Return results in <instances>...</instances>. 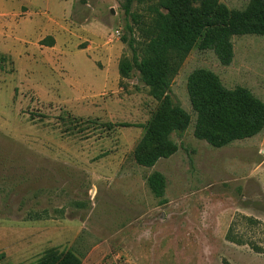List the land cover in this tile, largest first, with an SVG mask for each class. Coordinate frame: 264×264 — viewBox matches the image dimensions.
<instances>
[{"label": "rangeland", "instance_id": "obj_1", "mask_svg": "<svg viewBox=\"0 0 264 264\" xmlns=\"http://www.w3.org/2000/svg\"><path fill=\"white\" fill-rule=\"evenodd\" d=\"M160 2L132 3L138 42ZM124 3L0 0V264H37L53 247L81 264H264V130L213 146L195 135L188 91L205 69L264 102V35L229 37L228 65L192 49L166 92L190 123L172 132L174 154L145 167L135 149L162 100L138 70L120 74L132 58Z\"/></svg>", "mask_w": 264, "mask_h": 264}, {"label": "trees", "instance_id": "obj_2", "mask_svg": "<svg viewBox=\"0 0 264 264\" xmlns=\"http://www.w3.org/2000/svg\"><path fill=\"white\" fill-rule=\"evenodd\" d=\"M135 0H125L123 7L130 33L122 39L128 43L132 58L120 61L122 77H130L134 69L140 80L151 88L161 104L149 122L135 149L136 161L153 167L159 159L170 157L178 146L171 139L175 130H184L190 115L166 94L183 60L197 46L213 49L221 63L228 65L234 57V35H264V0H251L245 11L232 10L220 0H161V10L151 7V28L147 40L138 42L134 24L140 25L138 14L131 11ZM131 18V19H130ZM130 19V20H129ZM141 46H140V44ZM188 91L196 113L195 135L216 147L234 140L254 136L264 130V102L248 88H227L218 75L205 70L194 71L188 79ZM148 184L156 196L165 193V177L155 171ZM229 239L233 236L227 235ZM71 251L49 248L37 264H81Z\"/></svg>", "mask_w": 264, "mask_h": 264}, {"label": "water", "instance_id": "obj_3", "mask_svg": "<svg viewBox=\"0 0 264 264\" xmlns=\"http://www.w3.org/2000/svg\"><path fill=\"white\" fill-rule=\"evenodd\" d=\"M114 12V10H112Z\"/></svg>", "mask_w": 264, "mask_h": 264}]
</instances>
